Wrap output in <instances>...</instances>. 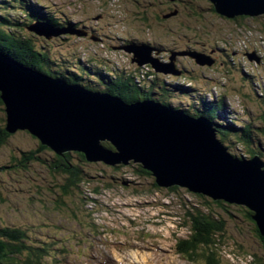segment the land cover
Listing matches in <instances>:
<instances>
[{"label": "rangeland", "instance_id": "rangeland-1", "mask_svg": "<svg viewBox=\"0 0 264 264\" xmlns=\"http://www.w3.org/2000/svg\"><path fill=\"white\" fill-rule=\"evenodd\" d=\"M30 1L47 7V10L57 14L63 21L76 25V28L86 34L84 37L60 34L52 40L55 41L56 50L64 54L74 53L85 61L95 58L101 65L123 70L128 74H137V68H140L138 76L144 81L147 78L154 79L155 76L148 73L155 71L149 65L137 67L132 61L136 58L134 54L122 50L129 41L148 43L153 47L161 46L162 55L156 54L154 50L145 56L159 58L165 63L171 62V53L167 54L171 50L187 52L193 49L200 53L202 49L210 50L209 44H224L232 52V59H225L233 63V58H236L235 62L241 63L240 69L245 75L251 76L252 84L260 89L264 101V17L241 22L228 20L209 12L206 9L208 2L205 1L198 4L205 10L198 17L186 10L176 14L178 16L174 18L166 19L164 16L165 22L163 19L160 21V18L171 7L168 0ZM188 5L197 7L196 4ZM64 27L67 26L64 24ZM89 30L95 32L87 34L86 31ZM90 38L96 39V42ZM249 54L255 56L252 61L248 59ZM221 63V59L217 57L213 68H200L187 56L176 57L175 65L188 69L193 80L185 81L181 77L169 79L168 82L174 85L170 88L179 89L180 97L190 95L189 98L192 99L197 93L188 87L196 80L197 87L192 88L206 94V102H212L210 90L213 92V99L229 96L226 99L229 119H238L240 122L253 120L259 130L264 129V104L261 96L258 98L255 95L253 85L245 81L242 73L234 66L233 71L227 73L226 66ZM187 91H191L190 94H184ZM93 92L106 93L98 90ZM176 100L172 104L174 108L188 109L189 103L180 104ZM246 101L250 102L249 105ZM1 107L0 119H6ZM246 107L251 111H246ZM4 123L6 124V120ZM259 130L254 135L260 139L264 150V134ZM231 140L236 141L234 137ZM234 141L232 143L235 146L223 143L228 152L237 158L246 156V159H251V148ZM100 145L104 146L103 143ZM37 147L38 140L28 132H17L0 148V165L6 166L12 159L23 162L20 150L34 151ZM262 156L264 161V154ZM48 161L52 163L50 159ZM105 167L102 164L87 168L93 175V180L91 184L84 186L83 192L84 197L92 201L84 204L78 199L79 202L73 204L72 199L68 198L64 200L63 211L60 210L61 213L58 214L53 212L58 208L54 204L56 197L46 187L48 172L42 164L32 165L27 176L21 172L11 177L10 173L5 172L4 183H0V198L3 200L0 201V227H20L32 241L44 237L53 241L54 236L62 238L64 234H72L69 236V245L74 252L68 264H104V259L109 261L106 264H205L203 261L190 263L175 250L177 240L187 239L189 236L187 227L183 225L186 208H182V205L198 208L202 200L174 195L155 187L154 183L136 175L130 168L125 169V173L121 175H114ZM104 168L106 172H102ZM113 176L116 181L108 178ZM118 179L121 180L118 182ZM122 182L127 185H122ZM40 188L43 192L38 197L37 191ZM94 190H98V193ZM204 207L200 206V209L218 213L217 217L222 216L221 219L225 222V233L219 238V242H222L221 264H252L255 256L264 257L255 236V226L238 211L239 206L227 203L225 208L214 206L215 209L209 210ZM94 226L99 228L98 234L91 229Z\"/></svg>", "mask_w": 264, "mask_h": 264}, {"label": "water", "instance_id": "water-1", "mask_svg": "<svg viewBox=\"0 0 264 264\" xmlns=\"http://www.w3.org/2000/svg\"><path fill=\"white\" fill-rule=\"evenodd\" d=\"M207 1L216 14L228 20L264 17V0ZM29 31L48 40L62 33L86 36L80 29L56 30L43 23L33 24ZM122 50L134 54L132 61L138 67L149 65L163 75H181L176 57L187 56L199 67L215 64L210 56L198 52H173L171 62L165 63L145 56L154 51L150 45L130 44ZM254 58L249 54L250 61ZM0 99L7 134L26 131L60 156L79 152L88 162L107 166L140 164L152 174L144 178L174 195H203L248 208L264 236V161L257 155L251 159L232 156L209 119L194 118L149 100L127 104L109 93L89 91L26 68L3 52ZM104 142L112 149L100 145ZM173 187L180 189L170 191Z\"/></svg>", "mask_w": 264, "mask_h": 264}, {"label": "trees", "instance_id": "trees-1", "mask_svg": "<svg viewBox=\"0 0 264 264\" xmlns=\"http://www.w3.org/2000/svg\"><path fill=\"white\" fill-rule=\"evenodd\" d=\"M168 1L171 7L167 13L161 16L160 21H162L161 19L166 15H170L169 18H174L178 16L181 11L184 12L186 10L189 11L192 16L194 15L195 17H198L204 10V8L202 9L198 4L203 1L208 2V7L206 9L209 12L216 13L213 5L207 0ZM32 3L33 2L30 0H0V52H3L15 62L26 68H31L52 78L63 79L69 84L79 85L89 91L98 90L109 93L113 96L119 97L127 104L149 100L166 105L173 110H183L182 112L186 115L194 118L205 117L213 122L222 143L235 146V144L232 143L234 140H231L234 137L236 139L234 142L237 144H242L245 147L251 148L249 154L252 158L255 155L260 159L263 158L262 154H264V150L260 145V139L256 138L254 135L257 130L260 129L256 127V123L253 120V122H240L238 119H229L227 117L228 107L226 101L229 99V96L228 98L221 97L213 99V92L210 90L209 95L212 102H206V94L202 93L200 90H194L192 88L197 87V81L194 79L195 82H192L188 88H190L189 90L196 92L197 95L191 99L189 98L190 95H188L191 91H187L184 94L188 96L183 95L180 97L181 93L179 89H173V91L170 87H173L174 85L171 82H168V80L184 78L186 81L188 79L193 80V77L188 69L184 67L179 68L177 65L176 69L181 75L170 74V76H165L163 74H158L159 76H157L150 71L148 74H152L155 78L149 80L146 77L148 80V82H146L147 80L144 81L138 76V74L140 75V68H137V74H128V72H124L123 70H116L101 65L102 63H98L95 58L94 60L85 61L74 53L72 54L68 52L67 54H64L55 49V41H52L53 39H56L55 37L48 40L29 31V28L35 23H43L56 30L67 27L75 29L79 28H76V25L63 21L57 14L52 13L51 10H47V7L44 8L41 4L36 5ZM190 3L196 4L197 7H190L188 5ZM175 12H177L178 15L173 16L172 14ZM248 19L250 18L238 17L233 19V21L241 22ZM64 24L67 27L63 28ZM86 32L93 33L95 31L89 30ZM130 44L150 45L148 43H140L137 41L127 42V45ZM153 48L157 53L161 52V46L155 45ZM227 48L228 47L224 44H222V46H219L216 43L209 44L210 50L202 49V52L200 53L210 56L215 62H217V57H219L222 62L221 64L226 66L225 69L227 70V73L228 71H233L234 66L239 73H242L244 78L241 76V79L243 78L245 81L252 84L253 81L251 76L244 74L240 69L242 66L241 63H237V61L235 62L236 58H233V63H231L230 60L225 59H232V52H229ZM168 52L170 54L175 51L171 50ZM187 52L197 51L192 49ZM237 59L239 60V58ZM214 65L211 68H213ZM148 74L147 76H149ZM211 87L212 86L209 84V88ZM253 90L255 95L259 98V96H261L260 89L253 85ZM176 99H178L180 104H183V102L186 104L189 103L188 109L180 110L181 108H174L172 104L177 102ZM260 99L264 104L263 96H261ZM246 102L249 105L250 102ZM0 106H2L1 110L4 114L5 109L1 99ZM244 109L246 111H251L249 107ZM263 117L264 114L262 119ZM5 120L6 119L4 118L0 119V148L6 145L9 137L12 136L5 131ZM259 131L264 134L263 128ZM33 138L37 140L35 137ZM103 145L106 148L112 149L109 143H103ZM37 148L38 149L34 151L20 150L19 154L22 156L24 160L23 162H17L12 159V161H8L6 166L0 165V183H4L3 177L5 172H8L7 174L10 173L11 177H13V175H19L21 172L27 176L31 171V166L35 163H40L48 172L49 180L46 181V187H49L51 193L56 197L54 204L58 208L53 211L55 214L61 213L60 210L63 211L62 206H65L64 200L68 198L72 199L73 204H76L79 200H82L84 204H88V202L92 201L90 198L84 197L83 192L84 186L91 184V181L93 180V175L88 172L87 168L90 166L102 165V163L88 162L86 156L79 152H67L61 156L57 155L51 149L42 146L39 141ZM256 149L258 151H256ZM229 150L233 152L232 148H229ZM241 158L246 159V156H242ZM49 159L52 163L48 161ZM103 166H106L105 168L112 171L114 175H121L125 173V169L133 168L136 175L152 177V174L144 170L140 164H135L133 162L127 166H107L105 164H103ZM105 168L102 172H106ZM108 178L116 181L114 176ZM120 180L121 179H118V182ZM121 184L124 186L127 185L126 182H122ZM154 186L157 187L156 184ZM179 189L180 188L178 187H173L169 190L178 191ZM42 192L43 190L41 188L37 191L38 197H40ZM94 192L98 193V190H94ZM194 196L202 200V203L198 208H195L197 206L193 205L191 207L189 206V208L188 204L182 205V208H186L183 225L184 227H187L189 236H187V239L179 238L175 250L178 255L190 263L203 261L205 264H221L220 245L222 242H219V238H222L225 233V222L221 219L222 216L217 217L218 213L216 214L214 211H204L203 209H200V206L203 208L206 206L209 210H213L215 209L214 206L225 208L224 206L227 203L223 201H213L211 199L208 200L203 195L194 194ZM0 201L3 202L2 198H0ZM237 208L239 212H242L241 214L246 220L254 224L255 236L264 252V236H261L256 223L252 219L254 213L244 206H239ZM48 211L52 212L50 209H48ZM226 212L229 211L227 210ZM91 229H93L95 234L99 233V228L96 226ZM64 235L65 236L62 235V238L54 236L53 241L49 239V237H44L40 240L33 239V242L32 238L28 236V233L26 234L20 227H0V264H68L69 259L74 252L71 251L72 247L69 245L71 239L69 236H72V234ZM104 261V264H106V262L109 263L108 259H104ZM252 264H264V257L255 256Z\"/></svg>", "mask_w": 264, "mask_h": 264}, {"label": "flooded vegetation", "instance_id": "flooded-vegetation-1", "mask_svg": "<svg viewBox=\"0 0 264 264\" xmlns=\"http://www.w3.org/2000/svg\"><path fill=\"white\" fill-rule=\"evenodd\" d=\"M89 32H87V34H88ZM160 53V52H159ZM169 52H167V54H168ZM163 57V56H162Z\"/></svg>", "mask_w": 264, "mask_h": 264}, {"label": "bare ground", "instance_id": "bare-ground-1", "mask_svg": "<svg viewBox=\"0 0 264 264\" xmlns=\"http://www.w3.org/2000/svg\"><path fill=\"white\" fill-rule=\"evenodd\" d=\"M222 116V115H221Z\"/></svg>", "mask_w": 264, "mask_h": 264}, {"label": "clouds", "instance_id": "clouds-1", "mask_svg": "<svg viewBox=\"0 0 264 264\" xmlns=\"http://www.w3.org/2000/svg\"><path fill=\"white\" fill-rule=\"evenodd\" d=\"M94 39V38H93Z\"/></svg>", "mask_w": 264, "mask_h": 264}]
</instances>
